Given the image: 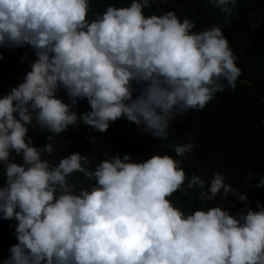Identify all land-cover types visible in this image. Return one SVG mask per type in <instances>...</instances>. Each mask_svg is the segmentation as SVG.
Returning <instances> with one entry per match:
<instances>
[{
    "label": "clouds",
    "instance_id": "clouds-1",
    "mask_svg": "<svg viewBox=\"0 0 264 264\" xmlns=\"http://www.w3.org/2000/svg\"><path fill=\"white\" fill-rule=\"evenodd\" d=\"M155 3L109 4L88 19L89 0H0V46L27 45L35 56L22 82L0 95V219H14L17 241L2 264H264V206L248 207L246 191L219 172L207 185L186 180L178 157L191 140L175 156L142 161L105 153L94 168L79 152L55 164L46 158L54 137L78 120L102 133L122 117L164 138L172 118L235 88L241 69L223 26L192 31L195 21L174 10L146 15ZM208 4L225 17L233 12L230 0ZM80 99L89 110H74ZM29 127L49 133L48 143L33 145ZM74 172L93 183L77 190ZM194 185L200 207L171 199ZM218 193L244 209L207 206Z\"/></svg>",
    "mask_w": 264,
    "mask_h": 264
},
{
    "label": "trees",
    "instance_id": "trees-1",
    "mask_svg": "<svg viewBox=\"0 0 264 264\" xmlns=\"http://www.w3.org/2000/svg\"><path fill=\"white\" fill-rule=\"evenodd\" d=\"M128 3L130 0H89L88 19L102 13L109 4L119 7ZM230 4L233 12L228 17L208 4V0H156L152 8L145 9V14L174 10L179 18L187 16L195 21L192 31L222 25L236 56L235 63L241 69L235 88H225L202 108L189 109L181 117L172 118L164 138L145 134L122 117L110 122L102 133L78 120L76 126H68L54 137L53 153L46 158L55 164L67 153L79 152L94 168L105 153L109 156L127 153L131 160L142 161L155 152L175 156V146L191 140L192 150L178 157L186 180L199 176L207 185L212 174L219 172L226 183L238 191H246L248 207L255 210L257 201L264 206V185L255 186L256 177L264 175V0H230ZM33 59L34 53L27 45L11 49L0 46V95L22 82ZM57 95L68 102L62 89ZM74 110L78 113L89 110L87 101L78 100ZM27 135L37 147L48 143L46 131L29 127ZM12 155L17 163L21 162L18 155ZM2 172L0 165V186L4 183ZM69 182L77 190L93 183L78 172L69 177ZM199 195L194 185L186 194L175 192L171 199L192 211L201 206ZM213 205H221L230 214L244 209L243 202L232 196L227 200L219 193L216 199L207 202V206ZM14 223V219H0V264L9 255V247L17 242L12 235Z\"/></svg>",
    "mask_w": 264,
    "mask_h": 264
}]
</instances>
